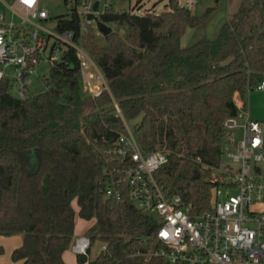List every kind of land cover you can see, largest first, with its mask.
I'll return each mask as SVG.
<instances>
[{"label":"trees","instance_id":"trees-1","mask_svg":"<svg viewBox=\"0 0 264 264\" xmlns=\"http://www.w3.org/2000/svg\"><path fill=\"white\" fill-rule=\"evenodd\" d=\"M169 11L103 16L127 28L83 34V44L108 87L86 93L74 48L50 65L47 88L25 98L0 80V234H23L12 258L22 264H66L77 217L91 221L87 264H172L148 255L157 220L139 209L126 189L107 193V180L123 161L110 154L127 122L145 151L164 148L169 161L156 172L170 194L194 213L211 208V166L222 155L223 121L237 112L236 97L264 80V0H241L216 38L182 46L190 26L209 18L170 0ZM59 27L79 31L76 15H59ZM119 107V109H118ZM209 165V167H206ZM107 170V172L105 171ZM76 202L78 209L73 205ZM106 245L95 257V240ZM0 243V255L4 253ZM174 264H184L177 262Z\"/></svg>","mask_w":264,"mask_h":264},{"label":"built area","instance_id":"built-area-1","mask_svg":"<svg viewBox=\"0 0 264 264\" xmlns=\"http://www.w3.org/2000/svg\"><path fill=\"white\" fill-rule=\"evenodd\" d=\"M65 1L69 9L64 15H76L78 32L60 28L58 17L54 29L44 25L52 16L40 0H0V80L17 85L22 98L29 95L36 65L60 61L68 48L79 58L85 91L97 95L108 87L92 70L96 62L83 44V34L89 28L102 32L100 22L116 11L115 0ZM177 2L193 11L198 0ZM252 88L263 90L264 80ZM236 104L237 112L223 121L221 158L211 166V208L200 213L158 182L155 172L169 161L167 149L143 150L128 124V133L110 148L123 164L111 171L107 193L120 197L126 189L135 205L159 225L153 237L157 246L148 255L172 264H264V120L251 118L240 96ZM71 247L76 254H88L90 236L74 237Z\"/></svg>","mask_w":264,"mask_h":264},{"label":"rangeland","instance_id":"rangeland-1","mask_svg":"<svg viewBox=\"0 0 264 264\" xmlns=\"http://www.w3.org/2000/svg\"><path fill=\"white\" fill-rule=\"evenodd\" d=\"M241 0H198L193 12L196 15H202L208 7L216 6V9L211 13L208 19L197 26H190L186 29L184 35L181 38L182 46H188L195 43L201 38L214 39L218 36L222 24L228 20L231 15L239 8ZM41 7L48 9L52 18L44 25L54 29L59 15L68 12V5L65 0H40ZM114 8L118 12L132 11L138 14L146 11L164 12L172 9L170 0H115ZM11 13L8 12V17ZM108 25L112 27L114 31L119 32L122 36L127 34V28L119 22L110 21ZM97 37L101 45H106L108 40L103 32H97ZM50 73V63L41 61L35 67V71L29 77L28 92L30 95L39 93L47 88L46 76ZM95 81L102 84L101 80L95 79ZM84 77L81 76V83L83 88ZM10 91L19 96L20 92L17 85H13ZM88 93V91H85ZM246 102L249 116L253 119L264 120V89L256 90L254 88L249 89L243 99ZM128 126L134 130L135 121H128ZM215 173V171H214ZM213 173V174H214ZM82 225L91 226V222H83ZM88 226V227H89ZM78 227V224H77ZM4 235V234H3ZM13 235H23L22 233H14L6 235V237H13ZM10 239V238H9ZM8 239V240H9ZM8 244V245H7ZM11 243L6 241L3 257L5 256L6 263L15 264L18 261L12 258V246ZM103 242L100 239L94 241L91 248V257H95L102 249ZM8 263V264H9ZM20 264V263H19Z\"/></svg>","mask_w":264,"mask_h":264},{"label":"crops","instance_id":"crops-1","mask_svg":"<svg viewBox=\"0 0 264 264\" xmlns=\"http://www.w3.org/2000/svg\"><path fill=\"white\" fill-rule=\"evenodd\" d=\"M96 66L97 67H95V66L92 67V70L94 72L100 74L104 78L105 82L107 83V81H106V79L104 77V74H103L101 68L97 64H96ZM83 90H84V88H83ZM73 205H74V207L76 209H78V206H77V204H76L75 201H73ZM83 222H88V221H86L85 219H83L81 217H77L76 227H75V237H77L78 235H81V234L86 233L89 225H87V226L82 225ZM77 224H78V227H77ZM6 241H9L11 243L10 246H12L13 247L12 249H14L15 247H17V246H19V245L22 244V242H23V235H13V237H6V235L0 234V243L4 246V245H6ZM4 248H5V246H4ZM63 257L65 259L66 264H87V263H79L78 262V260H77V254L73 251L72 247L69 248V249H67L64 252ZM5 259H6V257L5 256L3 257V254H1L0 255V264H8L9 262L6 263ZM16 261H18V262L15 263V264H19V263L22 264V261L21 260H16ZM9 264H12V263H9Z\"/></svg>","mask_w":264,"mask_h":264},{"label":"water","instance_id":"water-1","mask_svg":"<svg viewBox=\"0 0 264 264\" xmlns=\"http://www.w3.org/2000/svg\"><path fill=\"white\" fill-rule=\"evenodd\" d=\"M100 29L102 30V32L107 35L109 33H111L113 31L112 27L109 26L106 22L101 21L100 22Z\"/></svg>","mask_w":264,"mask_h":264}]
</instances>
